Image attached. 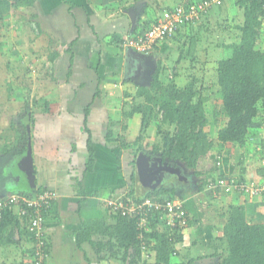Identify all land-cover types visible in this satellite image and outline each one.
Masks as SVG:
<instances>
[{
  "label": "crops",
  "instance_id": "0c3cea01",
  "mask_svg": "<svg viewBox=\"0 0 264 264\" xmlns=\"http://www.w3.org/2000/svg\"><path fill=\"white\" fill-rule=\"evenodd\" d=\"M182 2L35 0V7L41 10L35 12L32 18L39 15L45 24L40 23L39 18L37 22L34 20L29 24L26 41L38 46H30V51L26 50L25 53L28 52L29 56L33 54V57L39 53V58L42 54H50V57L55 54V58L53 62L43 64L34 62L38 58L34 60L27 56L26 60H33L30 67V70H34L33 75L30 74L32 72L24 73L26 64L22 62L24 70L18 76H22L20 79H30V87L26 92L31 93V97L33 93L37 97L34 91L39 89L42 95L33 100L35 106L30 104L28 97H24V90L18 93L22 97H14L16 102L22 104L16 107V124L12 122L9 129L12 132L14 128L19 129L23 134L18 135V138L12 135V139L9 137L6 140H16L19 144V140L26 139L24 145L26 147L27 142L30 147L35 189L32 191L27 187L18 166L26 152L20 154L18 148L13 149L6 155L0 154L2 159L9 158L6 163H0V202L11 195L34 196L42 189H51L58 194L54 209L45 218L48 264H121L122 251L113 248V253H109L107 233L115 224V219L104 210L102 202L121 195L127 197L130 190L135 196L131 175L134 173L135 160L142 152L134 156L131 145L138 137L141 115L137 112L131 114L130 109L138 89L149 88L152 77L160 69L163 70L161 78L166 80L169 72L163 63L166 55H175L182 67L183 62L188 61L185 56L180 57L182 50L179 55V47L188 45L189 49L192 43L194 52L198 54V50L204 46L198 45L202 38L211 35L219 37L220 33L214 29L225 28V25L240 26L244 22V11L237 0H223L217 8L227 3L226 12L213 13L211 9L199 22L179 28L171 39L158 44L145 55L121 47L122 39L130 37L133 31L141 32L152 25L163 11L173 9ZM130 10L135 11L137 18L134 28L128 15ZM31 30L38 36L32 41L28 36ZM259 42L260 48L263 47L264 20H261ZM13 51L17 52L15 49ZM202 52L205 54V49ZM34 72H37L36 76ZM184 76L175 77L177 86L186 84ZM129 113L131 116H127ZM26 117L29 131L24 122ZM161 129L166 131L165 126ZM109 130L124 137V145L120 140H108ZM150 132L152 125L148 127L146 135ZM216 132L215 135L209 134L214 143L213 150L208 158L198 164V172L207 174L211 169L213 173L227 177L263 178V147H255L252 143H245L243 147L217 144L214 140ZM154 134L151 141L149 136H145L142 143L151 156L163 162L159 152L164 147L165 136L164 133L158 134L156 128ZM263 134L264 123L258 118L250 126V136L256 138ZM151 148L158 152L153 154ZM217 154L223 156L219 168L213 164ZM171 177V182H168L167 177L165 184L176 186V179L184 183L185 196L182 201L189 222L185 229L179 231V241L173 239L172 232L169 233L177 252L169 257V264H186L188 259L197 260L210 254L213 240L222 236L225 222L222 213L229 206H243L248 222L264 221V207L258 203L260 201L252 202L232 193L212 195L205 189L198 192L186 178L184 181L175 175ZM17 211L14 208L12 212L17 214ZM19 219L17 227L3 230L0 236V264H31L33 244L28 222ZM82 229H85L83 238L79 239L78 234ZM155 243L153 241L152 248ZM155 258L154 250L151 252L150 264L155 262ZM206 258L211 257L198 259L196 263L206 264Z\"/></svg>",
  "mask_w": 264,
  "mask_h": 264
},
{
  "label": "trees",
  "instance_id": "16d2710c",
  "mask_svg": "<svg viewBox=\"0 0 264 264\" xmlns=\"http://www.w3.org/2000/svg\"><path fill=\"white\" fill-rule=\"evenodd\" d=\"M144 1L156 2V0ZM34 2L35 0H13V3H10L7 0H0V24L3 23L5 9L13 5L27 7ZM237 3L243 8L244 22L240 26L233 25L235 30L238 28L239 41L226 45L231 52L230 55L217 61L215 79L217 97L203 95L204 89L197 87L195 79L181 87L176 85L175 79L163 80L161 69L152 77L149 88L138 89L136 99L139 101L134 102L130 109L131 114L137 112L141 115L140 131L135 142L131 145L134 148L133 155L137 156L139 152H142L151 156L150 151L146 150L145 144L142 142L148 127L155 126L157 133H164L165 136L164 147L159 152L163 162L172 168L178 167L180 177L184 181L186 178L189 185L195 186L198 192H202L204 189L208 191V182L227 177L223 174H215L211 169L207 174L197 171L198 164L209 157L208 154L214 146L208 131H206L204 119L205 111L210 108V99L217 98L220 101L219 106L215 105L212 108L226 120L225 125L216 132L214 140L217 144H236L243 147L245 143H252L255 147L260 146L264 149V134L256 138L250 136V126L254 120L261 118L264 123V50L260 48V45L258 46L260 49L257 48L255 44L261 33V20H264V0H237ZM188 25L190 24L184 26ZM135 32L133 31L132 34H136ZM123 42L124 39L121 40V45ZM156 46L154 45L152 50ZM191 48H194L192 43L189 49ZM54 58L55 54L49 59L52 61ZM129 114L127 116H131ZM163 126L166 127V131H162ZM2 136H0V142L3 140L0 145V154L6 155L14 149L17 142L11 140L6 143L4 140L8 139ZM123 138L113 133L112 130H109L107 134L108 140H120L122 145H124ZM25 144L28 147L27 142ZM21 146L20 154L27 150L24 144ZM151 152L155 154L158 151L151 148ZM222 157L221 154L215 156L213 162L215 167L219 168ZM262 176L264 177V169H262ZM176 180V186L162 185L153 192H147L143 197L155 200H161L166 196L183 199L185 196L183 194L184 187H182L184 183ZM131 183L134 184V173L131 175ZM43 190L51 189H42L34 196L28 194L11 196L34 199ZM128 193L127 197L134 201L143 198L133 196L132 190ZM57 199L50 203L49 209L42 211L44 220L47 214L54 209ZM21 205L23 204L20 203ZM14 208L17 207L2 212L0 236L3 235V230L17 227L19 218L28 222V216H20L18 208L17 214H14L12 212ZM222 216L225 218L222 236L213 240L210 254L198 259L211 257L215 264H264V221L253 223L250 220L248 222L243 206H229ZM113 217L115 224L109 228V233H107L109 236L108 249L109 253H113V248L122 251L121 264H137L139 261L150 264L151 252L154 250L156 258L153 264H169V257L177 253L170 238L173 235V239L179 241L178 233L182 229H170L158 218H154L150 220V230L143 233V238L139 239L135 219H127L120 215ZM159 229H163V231ZM84 231L85 229H82L78 234L79 239L83 238ZM170 232H172L171 235H169ZM29 235L32 244H34L30 232ZM153 241L156 243L152 248ZM45 245L48 246L47 241ZM95 246L97 247V245ZM197 260L188 259L186 264H197Z\"/></svg>",
  "mask_w": 264,
  "mask_h": 264
},
{
  "label": "built area",
  "instance_id": "2783aa9c",
  "mask_svg": "<svg viewBox=\"0 0 264 264\" xmlns=\"http://www.w3.org/2000/svg\"><path fill=\"white\" fill-rule=\"evenodd\" d=\"M222 1L183 0L182 4L173 9L163 11L149 27L125 38L121 47L137 54H147L154 45L171 39L180 27L199 22L213 7L222 5ZM261 165L264 169V156ZM207 189L212 195L232 193L246 200L256 199L264 206V177L261 179L217 178L208 182ZM57 198L58 194L55 191L43 190L34 199L9 196L0 202V219L2 212L13 207L18 208L20 216H28V231L34 241L31 264H48V246L45 245V220L42 211L49 209L50 203ZM20 203L23 205L20 206ZM102 205L108 215L135 219L139 239L143 238V233L150 230V220L154 218H158L170 229H185L188 226V213L184 202L178 197L166 196L161 200L143 197L134 201L130 197L121 195L103 200ZM137 264L144 263L139 261Z\"/></svg>",
  "mask_w": 264,
  "mask_h": 264
},
{
  "label": "rangeland",
  "instance_id": "374dc122",
  "mask_svg": "<svg viewBox=\"0 0 264 264\" xmlns=\"http://www.w3.org/2000/svg\"><path fill=\"white\" fill-rule=\"evenodd\" d=\"M7 1L13 3V0H7ZM142 4L144 3L142 2ZM35 6H36L35 2L32 5L23 8L16 7L14 5L10 6L9 8L4 10L3 19H2L3 23L0 24V136L4 134L2 137L7 139L9 137L10 139H12L13 138L12 135H15L16 138H18V135L23 134L21 131H19V129L14 128L13 132L12 130L9 129V127H11L12 122L16 124L15 122L16 119L14 116L15 115L14 113L17 110L16 107H19L20 104H22L21 102H16V99H14V97H22L18 93L24 90V94H25L24 97H28V99L30 100V104L35 106L33 100L37 99V97L42 95L41 92L42 90L39 89H36L34 91L35 93H37V97H34L35 96L34 93L32 94L31 97V93L26 92L28 90V87H30L29 85L30 83L28 84V81L30 79H26V78L20 79L22 78V76L20 77L18 76V73H21V71L23 72L24 70V64H22V62H25L26 64V70H24V73L29 74V72H32L30 74L33 75L34 70H30V67H32L31 63L33 62V60H26V59L32 58L35 60V58H38L40 59V61L36 59L37 61L34 62L35 63L42 62L43 64L47 62H53L54 60L53 59L51 61L49 59L50 54H47L46 56L45 54H42L41 58H39L40 57L39 53L35 55V57L32 56L33 54L29 56L28 52L25 53L26 50L30 51L31 49L30 46H32V42L26 41L29 24L34 22V20L36 21V19L38 18L41 21L40 23L45 24L42 21V17L41 16L39 17V15H37V18H32L35 12L38 13L39 10H41L38 7L36 8ZM227 6L228 4L226 3L221 8H217V9L215 8L213 9V13L215 12V13L223 14V12H226L228 10ZM234 26L225 25V28L214 29L215 31L220 33L218 34L219 37H216V35H211L202 38L201 41L198 43V45L200 46L203 44L204 46L198 50L199 51L198 54L194 52L195 48L188 49L187 47L188 45H183L179 47L180 48V50L178 51L179 55H180V51L182 50L180 57L183 55L187 58L188 61V62H183L184 65L182 67H180L182 63L179 64L178 63L179 61L178 62L176 61L175 55L173 54L166 55L163 62L168 67L166 71H169L167 74L168 76L166 77V81H169L170 79H175V77L177 78V76L185 75L184 82L187 83L188 81L195 79L197 82V87H202L204 89L203 95H205L206 97H217L216 89H215L216 65H217V61L220 60V58H225L229 56L230 51L228 52L227 48L224 47H226V45H229L231 43H237L239 41V37L237 34L238 31L233 28ZM43 27L46 29V26ZM31 31L32 32L30 33V35H28L30 41L38 37L37 35H34L33 30ZM19 41H24V42H19ZM259 43H260L259 39H256L255 44L257 45V48H259L258 47ZM217 45H219V48L217 47ZM19 46H24V47H19ZM37 46L38 45L33 44L32 48H35ZM172 48L174 49V47ZM223 48L224 50L221 53L222 51L221 49ZM13 49H15L17 52L13 51ZM204 49H205V54L202 52V50ZM261 49L264 50V45L263 47H261ZM202 53L205 55L204 56L205 58L203 57ZM27 56L29 57L27 58ZM22 59L24 60L22 61ZM190 63L191 65L188 66V64ZM34 75L36 76L37 72H34ZM38 86L41 89L40 83L38 84ZM135 101H137L136 97H134L132 104ZM215 105L219 106L220 101L217 98L210 99L209 102L210 108L208 107L209 110H206L204 113V119L206 122V131H208L209 134L212 135H215L216 129L221 127L225 123L224 121H226L224 118H222L221 114L218 115V113L216 112L217 110H214V108H212ZM26 121L28 122V117L24 119L25 124ZM153 130L155 131V128L152 125V133L150 132L149 135H145L146 137L149 136L150 141L152 140L151 137H154L155 135ZM26 134L28 135V133ZM23 140L18 141L19 144H16V146L14 147L15 150L17 148L18 149L22 148L20 144H24ZM4 141H6V139ZM2 143L3 140L0 142V145ZM8 159H9L8 157H5L3 159L0 158V163H4V162L6 163ZM255 201L257 200L256 199L252 200V202ZM206 264H215V263L212 260L211 262H208Z\"/></svg>",
  "mask_w": 264,
  "mask_h": 264
},
{
  "label": "water",
  "instance_id": "95a60500",
  "mask_svg": "<svg viewBox=\"0 0 264 264\" xmlns=\"http://www.w3.org/2000/svg\"><path fill=\"white\" fill-rule=\"evenodd\" d=\"M131 19L132 28L136 26L137 18L134 10L128 11ZM26 128L29 131L28 122L26 121ZM19 169L23 175L24 182L32 191L35 189L34 171L32 168V158L30 154V147H27L26 154L18 162ZM165 174L175 175L180 178L179 169L172 168L165 162H162L155 156H147L140 153L134 163V184L135 196L143 197L147 192L160 188L163 184ZM182 178V177H181ZM214 261L213 258H206L205 263Z\"/></svg>",
  "mask_w": 264,
  "mask_h": 264
},
{
  "label": "flooded vegetation",
  "instance_id": "af4514ba",
  "mask_svg": "<svg viewBox=\"0 0 264 264\" xmlns=\"http://www.w3.org/2000/svg\"><path fill=\"white\" fill-rule=\"evenodd\" d=\"M168 175H169V174H165L164 179H163V181H162V184H163V185H168V183L165 184V183H166L165 180H166L167 177H168V178H167L168 182H169V183L171 182V180H172L173 177H171V175H169V176H168ZM173 176H174V175H173ZM179 179H180V178H179ZM172 184H173V183H172ZM168 187H170V186H168Z\"/></svg>",
  "mask_w": 264,
  "mask_h": 264
},
{
  "label": "clouds",
  "instance_id": "9594fccd",
  "mask_svg": "<svg viewBox=\"0 0 264 264\" xmlns=\"http://www.w3.org/2000/svg\"><path fill=\"white\" fill-rule=\"evenodd\" d=\"M141 55H145V54H141Z\"/></svg>",
  "mask_w": 264,
  "mask_h": 264
}]
</instances>
